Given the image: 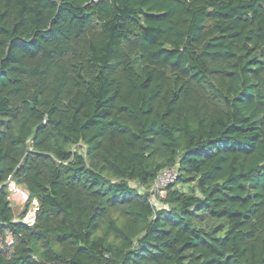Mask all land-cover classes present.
Masks as SVG:
<instances>
[{
  "label": "trees",
  "instance_id": "1",
  "mask_svg": "<svg viewBox=\"0 0 264 264\" xmlns=\"http://www.w3.org/2000/svg\"><path fill=\"white\" fill-rule=\"evenodd\" d=\"M0 264H264V0H0Z\"/></svg>",
  "mask_w": 264,
  "mask_h": 264
},
{
  "label": "built area",
  "instance_id": "2",
  "mask_svg": "<svg viewBox=\"0 0 264 264\" xmlns=\"http://www.w3.org/2000/svg\"><path fill=\"white\" fill-rule=\"evenodd\" d=\"M178 178V171L175 167H169L162 170L151 188V198L154 199L156 193L160 195L165 194L164 189L170 185H174ZM6 185L9 191V200L15 205L26 204L30 199L29 192L20 186L13 175H10L6 181ZM37 204V201H34ZM26 223H33L35 220V212L30 210L22 219Z\"/></svg>",
  "mask_w": 264,
  "mask_h": 264
},
{
  "label": "rangeland",
  "instance_id": "3",
  "mask_svg": "<svg viewBox=\"0 0 264 264\" xmlns=\"http://www.w3.org/2000/svg\"><path fill=\"white\" fill-rule=\"evenodd\" d=\"M14 204V203H13ZM24 204H18L17 205V210H18V213H20V212H22L23 211V209H24ZM36 206H37V204H35V203H33L32 204V206H30V210H32V213H34L35 212V208H36Z\"/></svg>",
  "mask_w": 264,
  "mask_h": 264
}]
</instances>
